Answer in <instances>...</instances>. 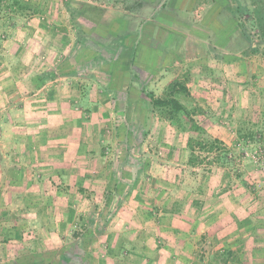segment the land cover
<instances>
[{"label":"crops","instance_id":"obj_1","mask_svg":"<svg viewBox=\"0 0 264 264\" xmlns=\"http://www.w3.org/2000/svg\"><path fill=\"white\" fill-rule=\"evenodd\" d=\"M25 1H34L32 3L37 6L32 9L20 8L18 12L10 7L0 10V16L4 17L0 20V264H35L31 260H24L36 252L25 250L28 242H31L26 241L32 237L29 232L32 233L31 229L35 227L28 223L31 220L47 222L44 223L43 234H40L43 244L38 239L39 254L59 251V254L64 253V262L71 259L73 254L76 257V253L81 251L80 243L72 236L67 244L65 236L69 234L68 227L73 228L76 224L75 217L78 214L69 210L68 206L77 205L79 189L105 191L114 173L118 175V183H124L120 194V202H123L118 217L109 221V225L102 229V235L110 234L113 222L119 221L122 225L120 232L130 228L127 233L136 232L135 236L138 237L145 235L144 243H150L154 237H159L163 243L153 249L147 246V252L155 251L159 255L138 264H264V259L263 262L257 259L256 249L246 244V238L251 234L245 233L248 228H240L235 223L240 218L253 219L251 212L244 214L243 210L244 205L251 203L246 200L245 204L239 198L238 190L226 194L228 197L218 192L222 186V180L216 182L220 176L215 178V175H220L219 168L212 169L213 175L209 181L203 180L205 175L196 172L200 171L201 164L191 165L189 162L192 150L188 140L193 138L192 135L187 136L181 148L174 151L171 163L167 161V165L156 168L159 176L155 174L152 182L147 178L148 174L153 173L149 169L144 170L141 178L137 168L132 170L125 163L120 166L107 165L109 161L105 163L107 155L95 140L96 136H105L102 112L107 114L108 108L114 107L116 102L120 103L121 111L125 110L129 103H133L134 96L128 97L127 89L121 91L112 87L119 92L114 93L110 84L106 83V78L111 74L102 77L104 81L101 82L107 89L97 82L100 78L94 81L90 75L93 70L87 68L90 58L77 59L63 70L59 62L72 41L66 38L70 29L69 17L64 15L66 10H60L59 6L49 1L44 5L47 0ZM158 1L140 0L139 8L130 11L132 18L124 15L122 18L136 22L139 13L148 7L154 8ZM130 71L127 69L126 73ZM83 73L87 77H81ZM182 73L160 76V80L157 76L155 81L158 88L164 81L167 84L161 88V95L155 94L164 96L168 85L180 80L185 82L188 90L184 93L191 97L194 92L190 78L184 71ZM115 74L121 75L117 70ZM77 75L81 80H77ZM135 75L140 78L145 76L146 79L150 75V81L155 77V74H149L146 70ZM261 82L264 87V81ZM129 87H134L132 82ZM196 90L199 94L200 89ZM216 92L215 101L223 93L231 99L230 119L236 126L243 122L254 124L251 105L242 95L239 97L237 90L218 86ZM85 102L90 109H94L89 115L90 119L83 117L84 114L77 107ZM199 105L206 109L203 117H208L210 105L203 102ZM165 125L175 137V129L167 121ZM89 126L91 129H88ZM215 137L220 141L233 140L231 134L228 138L224 134ZM195 139L203 140L201 137ZM101 140L104 143L105 139ZM195 154L202 156L199 151H195ZM174 160L183 163V170L171 167L175 165ZM128 170L133 175L131 178L125 179L119 175ZM180 172L185 178L181 185L184 196L173 184L177 174L181 176ZM158 186L161 190L159 194L155 191ZM64 189H70L74 194H66ZM155 197H160V205L165 203L167 210H171L178 202L183 203L185 210L179 213H151V203ZM135 204L141 208L147 207L148 213L133 218L130 214ZM132 218L133 222L130 220ZM68 219L71 222L66 229L64 223ZM53 220L54 232H49L47 228L51 227L48 221ZM140 226L141 230L137 233ZM33 233L38 231L34 230ZM82 251L90 252V248L83 247ZM15 252L18 256L14 255Z\"/></svg>","mask_w":264,"mask_h":264},{"label":"rangeland","instance_id":"obj_2","mask_svg":"<svg viewBox=\"0 0 264 264\" xmlns=\"http://www.w3.org/2000/svg\"><path fill=\"white\" fill-rule=\"evenodd\" d=\"M48 1L59 6L60 10L65 9L64 15L69 17L70 29L66 33V38L72 41L67 51L65 48L59 62L63 70L77 59L81 61L90 58L89 65H91L95 57V51L87 47V45H92L91 40L85 42L86 46L77 43L78 32L73 26L70 13L66 8L67 1L84 10V15L78 17L77 21L82 26V34H86L87 38L91 35L100 39L104 38L103 34L109 32L115 34L123 31H132V39L136 37L137 65L135 67L130 65L129 53L122 54L120 58H110L101 65L94 64L87 67L88 70H93L90 75L92 74L94 81L100 78L97 82L101 86H105L102 83L104 81H102V77L108 73L107 76L111 75L106 78V83L110 84V88H119L117 90L121 91L127 89L128 97L134 96L133 103H129L125 110L121 111L120 103L116 102L114 107L108 108L107 114L102 112V119H100L104 125L105 136L103 138L96 136L95 140L101 151L107 155L104 158L105 163L109 161L107 165L114 166L125 163L132 170L137 168L141 178L144 170L149 169L153 173L152 175L145 174L149 179L146 178V180L152 182L155 174L159 176L156 168H159L160 165H167V161L171 163V157L175 156L174 151L181 148L187 136L201 137L203 140L200 141L207 146L209 141H220L215 136L224 134L228 138L231 134L233 140L229 138L219 143L227 149L232 163L221 165L213 161L217 150L201 149L199 152L202 156H199L203 161L200 171L196 172L205 175L203 180L209 181L213 170L219 168L220 175H215V178L220 176L216 178V182L222 180V186L218 192L225 197L235 189L238 190L239 198L244 200L245 204L246 200H249L251 204L244 205L243 210L244 214L251 212L253 219L240 218L235 223L240 228H248L245 233L250 232L251 234L246 238V244L256 249L257 259L263 262L264 256L261 255L264 252L261 253V251H264V87L261 81H264V39L256 26V21L264 16V0H159L155 3L154 8L148 7L139 13L136 22L125 17L123 19L122 16L132 18L130 11L139 8L140 0H47L42 4L45 5ZM32 2L27 5L28 7L17 6L14 8L15 6H12L11 9L17 12L20 8L32 9L33 6H37ZM7 3L9 4L10 1ZM93 6L97 9L91 8ZM4 9L7 7L0 10ZM41 16L42 14H40ZM2 19L4 17L0 16V20ZM251 43L257 44V50L251 48ZM71 47H73L72 50H70ZM70 55L73 57H69ZM127 69L131 70L130 73H126ZM116 70L121 75H116ZM143 70L149 74H155L152 82L150 75L147 76V79L144 78L145 76L140 78L135 75L136 72L140 73ZM183 71L186 76H189L194 93L188 97L182 92L178 98L190 110L194 121L192 124L199 127L197 130L192 129L191 123L190 125L183 123V127L172 123L162 110L151 104L141 89L140 79H143L148 90L161 95V88H164L163 86L167 83L165 81L160 83L158 88L155 81L157 76L160 80V76L184 74ZM82 75L86 76V73L81 74V77ZM77 80H81L79 76ZM130 82H132L133 88H127ZM134 84L139 86L136 87ZM218 86H229V88L237 90L239 97L242 95V98L244 97L243 99L249 102L254 124L243 122L236 126L231 121L230 105L232 103H230L231 99L227 98L228 94L218 95V100L215 101L216 87ZM197 88L200 89L199 94ZM112 89L114 93L119 94L114 88ZM113 92L110 94H114ZM239 101L241 105V99ZM200 102L210 105L208 117H203L206 114V109L199 105ZM77 107L84 114L83 117L90 119L89 115L94 109H90L87 102L78 104ZM101 110L103 111V109ZM166 121L175 129L173 132L175 137L167 130ZM88 129H91L90 126ZM101 139H105L104 143ZM174 162L175 165H171V167L183 170L182 162L176 160ZM116 169L118 170V167ZM130 171L119 175H123L125 179L131 178L133 175L130 174ZM180 173L181 176L177 174L173 184L184 196V188L181 185L185 178L183 172ZM109 179H111L110 184L105 191L102 189L94 191L86 188L79 189L77 205L68 206L69 210L78 215L75 217L77 222L73 228L68 227L71 220L68 219L64 223V227L66 229L68 227L69 232L65 239L68 244L73 236L80 243L81 251L79 254L76 253L77 258L73 254L71 259L64 262L65 259L62 257L64 253L59 254V251L46 255L39 254L38 239L42 238L40 234H43L44 223L47 222L31 220L28 223L35 227L31 229L32 233L29 232L32 237L31 239L27 238L26 241L31 242H28V247H25V250H36V252L29 253L31 257L24 258V260L29 262L31 260L35 264H138L147 262L150 258H156L155 251L147 252V250L163 244L159 241V237H154L148 245L143 240L145 235L138 237V235L135 236L136 232L127 233L130 230V228L126 229V225L129 226L128 222L126 225L123 223L126 231L120 232L122 225L119 221H115L110 227V234L102 235V229L109 225V221L118 217L123 202H120V194L124 183H118L116 173ZM152 190L155 194L154 188ZM155 191L157 194L161 193L160 187L158 186ZM73 192L70 189H64L66 194L73 195ZM228 196L226 195V197ZM144 202L149 203L148 200H144ZM160 202V197H155L152 200L151 213L161 214L167 211L179 213L185 210L182 202L176 203L171 210H167L165 203L160 205ZM136 206L135 204L132 214H130L133 218L137 219L142 213H148L147 207ZM133 218L130 219L131 222H133ZM139 219L141 218L139 217ZM54 223L55 220L48 221L51 227V229L47 228L49 232H54L52 230L55 226ZM136 224L138 225L139 222L136 221ZM141 226L137 233L140 232ZM34 230L38 233H33ZM40 242L43 244L42 239ZM151 245L154 246L150 248ZM147 246H149L148 249ZM83 247H89L90 252L82 251ZM14 255L18 256L16 252ZM59 258L61 259L59 260Z\"/></svg>","mask_w":264,"mask_h":264},{"label":"trees","instance_id":"obj_3","mask_svg":"<svg viewBox=\"0 0 264 264\" xmlns=\"http://www.w3.org/2000/svg\"><path fill=\"white\" fill-rule=\"evenodd\" d=\"M10 1L8 4L7 2ZM31 4L30 2H26L23 0H0V9L3 7H12V6H22L25 7ZM28 7V6H27ZM66 8L70 13L71 22L73 26L76 28L78 32V39L77 43H81L82 45L86 46L85 42L91 40L92 45H87L92 50L95 51V57L92 61L90 66L101 65L102 63H106V61L110 58L118 57L120 58L122 54L129 53L130 54V65L135 67L136 63V51H137V40L132 39V31H123L120 33H113L109 32L107 34H103L102 37L104 38H95L93 36H89L87 38L85 35L82 34V26L78 23V17L84 15V10L80 7L73 5L70 2H66ZM93 9H97L95 6L91 7ZM101 11V9H99ZM258 21V22H257ZM256 21V26L260 31L261 37L264 39V16H262L259 20ZM100 37V36H99ZM251 48L253 50H257V44L251 43ZM140 83L142 84L141 89L149 98L151 104L163 111V114L175 125L179 127H183V123H194L191 117L190 110L183 104L178 95L182 92H188L185 82L180 80L172 81L164 94V96H157L154 92L147 89V86L143 79H140ZM192 129H199L196 124H192ZM220 141L214 140L209 141L207 146H205L200 140L195 138H190L188 140V146L192 150L191 157H190V164L191 165H198L202 163V158L199 155L195 154V151H201V149L206 151H215L217 150V155L213 161L220 163L221 165H227L232 163L230 157L228 155V151L225 147H222L219 143ZM218 144V145H217ZM212 163V162H210Z\"/></svg>","mask_w":264,"mask_h":264}]
</instances>
